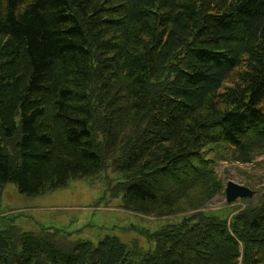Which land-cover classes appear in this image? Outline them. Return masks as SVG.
<instances>
[{"label":"trees","instance_id":"obj_1","mask_svg":"<svg viewBox=\"0 0 264 264\" xmlns=\"http://www.w3.org/2000/svg\"><path fill=\"white\" fill-rule=\"evenodd\" d=\"M264 0H0V186L33 197L112 169L111 195L151 218L99 243L0 230V264H264V198L203 210L207 157L264 153Z\"/></svg>","mask_w":264,"mask_h":264},{"label":"rangeland","instance_id":"obj_2","mask_svg":"<svg viewBox=\"0 0 264 264\" xmlns=\"http://www.w3.org/2000/svg\"><path fill=\"white\" fill-rule=\"evenodd\" d=\"M231 152L230 148L221 147L207 156L213 160V170L224 191L203 210L230 215L264 198V153L244 164ZM121 181L122 175L109 169L94 177L71 178L67 186L33 197L21 194L12 183L3 184L0 186V230L10 226L23 232L51 228L70 235L73 240L94 244L107 236H116L129 245L137 241L145 252L151 251L154 243L143 234V230L158 232L179 223L184 215L157 219L124 210L122 197H114L110 191ZM230 181L250 188L255 196L229 205L225 189Z\"/></svg>","mask_w":264,"mask_h":264},{"label":"water","instance_id":"obj_3","mask_svg":"<svg viewBox=\"0 0 264 264\" xmlns=\"http://www.w3.org/2000/svg\"><path fill=\"white\" fill-rule=\"evenodd\" d=\"M225 195L227 203L231 205L239 199L251 200L255 196V192L248 187L230 181L226 185Z\"/></svg>","mask_w":264,"mask_h":264}]
</instances>
